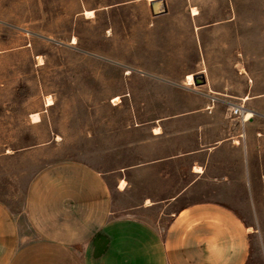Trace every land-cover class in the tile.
I'll return each instance as SVG.
<instances>
[{"label": "rangeland", "instance_id": "rangeland-1", "mask_svg": "<svg viewBox=\"0 0 264 264\" xmlns=\"http://www.w3.org/2000/svg\"><path fill=\"white\" fill-rule=\"evenodd\" d=\"M164 1L155 15L149 0H0V202L22 228L27 191L51 165L123 179L168 152L172 129L198 119L234 127L235 105L252 114L247 135L264 136V0ZM220 134L218 123L170 137L201 148ZM156 177L129 174L114 212L144 204Z\"/></svg>", "mask_w": 264, "mask_h": 264}, {"label": "crops", "instance_id": "crops-1", "mask_svg": "<svg viewBox=\"0 0 264 264\" xmlns=\"http://www.w3.org/2000/svg\"><path fill=\"white\" fill-rule=\"evenodd\" d=\"M252 120L228 128L198 119L172 129L168 152L123 179L73 162L47 167L27 191L26 228L0 202V264H264V136L247 135ZM218 123L225 134L208 145L201 139L205 147L172 143L173 133ZM144 168L157 175L145 203L114 212L127 192L119 183ZM201 187L211 194L202 197Z\"/></svg>", "mask_w": 264, "mask_h": 264}, {"label": "bare ground", "instance_id": "bare-ground-1", "mask_svg": "<svg viewBox=\"0 0 264 264\" xmlns=\"http://www.w3.org/2000/svg\"><path fill=\"white\" fill-rule=\"evenodd\" d=\"M149 2H151V4H149L150 5V9H151V12L153 13V14H155V13H160L162 10H163V8H164V4L162 3V1L161 0H149ZM92 11L91 12H86L85 14L86 15H92ZM192 13H194V12H192ZM88 17V16H87ZM202 78H204V76L202 75L201 76ZM199 79V78H198ZM187 81H188V84L189 85H191V84H196V83H198V81L196 82V80H195V77L192 75V74H190V75H188L187 76ZM187 83V82H186ZM187 84V85H188ZM50 105V104H49ZM233 110H240V113H241V110H242V107H238V106H235V107H233L232 108ZM33 116V118L35 119V120H38V115L37 114H34V115H32ZM243 117H245V120L246 121H248V120H250L251 118H252V114H251V112H245L244 114H243ZM34 121V120H33ZM154 133L155 134H157V133H159V131L157 130V129H155L154 130ZM201 169L200 168H195V170H194V172H196V173H201ZM124 185H125V182H122L121 184H120V189H124ZM149 204V203H148Z\"/></svg>", "mask_w": 264, "mask_h": 264}, {"label": "built area", "instance_id": "built-area-1", "mask_svg": "<svg viewBox=\"0 0 264 264\" xmlns=\"http://www.w3.org/2000/svg\"><path fill=\"white\" fill-rule=\"evenodd\" d=\"M234 114H239V119H240L241 123H245L246 122L245 118L242 117V115L240 113V110H234Z\"/></svg>", "mask_w": 264, "mask_h": 264}, {"label": "water", "instance_id": "water-1", "mask_svg": "<svg viewBox=\"0 0 264 264\" xmlns=\"http://www.w3.org/2000/svg\"><path fill=\"white\" fill-rule=\"evenodd\" d=\"M161 1L164 4V8H163V10L160 13H155V15H158V14H161V13L165 12V1L164 0H161Z\"/></svg>", "mask_w": 264, "mask_h": 264}]
</instances>
